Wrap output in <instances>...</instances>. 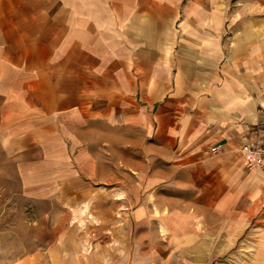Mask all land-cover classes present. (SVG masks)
Instances as JSON below:
<instances>
[{
    "label": "crops",
    "instance_id": "0c3cea01",
    "mask_svg": "<svg viewBox=\"0 0 264 264\" xmlns=\"http://www.w3.org/2000/svg\"><path fill=\"white\" fill-rule=\"evenodd\" d=\"M263 104L264 0H0L3 141L36 182L122 172L144 260L264 264Z\"/></svg>",
    "mask_w": 264,
    "mask_h": 264
},
{
    "label": "rangeland",
    "instance_id": "374dc122",
    "mask_svg": "<svg viewBox=\"0 0 264 264\" xmlns=\"http://www.w3.org/2000/svg\"><path fill=\"white\" fill-rule=\"evenodd\" d=\"M4 136L0 132V264L159 263L143 259L134 246L137 231L125 228L122 172L112 174L110 165L101 164L99 178L85 172L63 183L58 164L56 179L36 182L28 172L31 162L44 160V150L16 153ZM56 152L60 162L62 151ZM83 206L84 227L74 220Z\"/></svg>",
    "mask_w": 264,
    "mask_h": 264
},
{
    "label": "built area",
    "instance_id": "2783aa9c",
    "mask_svg": "<svg viewBox=\"0 0 264 264\" xmlns=\"http://www.w3.org/2000/svg\"><path fill=\"white\" fill-rule=\"evenodd\" d=\"M259 114L264 117V104L260 105ZM241 153L249 173L264 175V136L245 142Z\"/></svg>",
    "mask_w": 264,
    "mask_h": 264
},
{
    "label": "bare ground",
    "instance_id": "6f19581e",
    "mask_svg": "<svg viewBox=\"0 0 264 264\" xmlns=\"http://www.w3.org/2000/svg\"><path fill=\"white\" fill-rule=\"evenodd\" d=\"M85 205V204H84ZM87 211H88V206H83L81 209H80V212H78V215H80V216H78V217H76L74 220L76 221V222H79L82 226L84 225V222H86V220H83V216L84 215H86V213H87ZM80 213V214H79ZM89 217V216H88ZM91 217V216H90ZM91 218H93V217H91ZM89 219V218H88ZM95 221V220H94ZM93 221V222H94ZM89 222V221H88ZM84 227V226H83Z\"/></svg>",
    "mask_w": 264,
    "mask_h": 264
}]
</instances>
